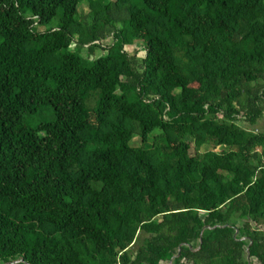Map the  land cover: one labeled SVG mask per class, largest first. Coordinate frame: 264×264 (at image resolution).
Segmentation results:
<instances>
[{
    "label": "trees",
    "instance_id": "trees-1",
    "mask_svg": "<svg viewBox=\"0 0 264 264\" xmlns=\"http://www.w3.org/2000/svg\"><path fill=\"white\" fill-rule=\"evenodd\" d=\"M263 118L264 0H0V264H264Z\"/></svg>",
    "mask_w": 264,
    "mask_h": 264
},
{
    "label": "rangeland",
    "instance_id": "rangeland-1",
    "mask_svg": "<svg viewBox=\"0 0 264 264\" xmlns=\"http://www.w3.org/2000/svg\"><path fill=\"white\" fill-rule=\"evenodd\" d=\"M85 11H87L86 8H85ZM140 48H141L140 43H136L134 46H129L128 50L129 51L138 50L139 56H143L144 52ZM81 54L83 56H88L89 58H97V57L105 55L106 52L104 50L97 49L96 52L93 54V56H91V55H89V52L86 48H82ZM52 117H53V115H52L51 110H49L48 108H43L39 114L29 117L28 121H29L30 125L34 127L40 120H51ZM256 129L257 130H264V118L256 126ZM135 141L136 142L139 141L138 137L135 138Z\"/></svg>",
    "mask_w": 264,
    "mask_h": 264
},
{
    "label": "water",
    "instance_id": "water-1",
    "mask_svg": "<svg viewBox=\"0 0 264 264\" xmlns=\"http://www.w3.org/2000/svg\"><path fill=\"white\" fill-rule=\"evenodd\" d=\"M14 263H17V261H14V262H12V263H9V264H14Z\"/></svg>",
    "mask_w": 264,
    "mask_h": 264
}]
</instances>
